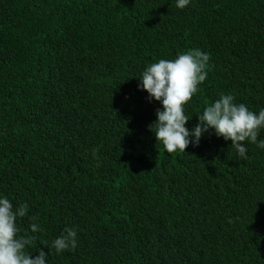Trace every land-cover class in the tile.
I'll return each instance as SVG.
<instances>
[{
    "label": "trees",
    "instance_id": "16d2710c",
    "mask_svg": "<svg viewBox=\"0 0 264 264\" xmlns=\"http://www.w3.org/2000/svg\"><path fill=\"white\" fill-rule=\"evenodd\" d=\"M0 0V198L46 264H264V140L167 153L139 77L199 49L191 132L220 99L264 109V0ZM99 149L93 157V150ZM36 217V219H32ZM37 224L39 231L31 232ZM76 231L77 247L53 241Z\"/></svg>",
    "mask_w": 264,
    "mask_h": 264
},
{
    "label": "clouds",
    "instance_id": "9594fccd",
    "mask_svg": "<svg viewBox=\"0 0 264 264\" xmlns=\"http://www.w3.org/2000/svg\"><path fill=\"white\" fill-rule=\"evenodd\" d=\"M190 0H177V7L185 8ZM209 55L199 49L179 54L174 61L160 60L149 65L139 77L141 90L147 91L149 100L161 102L163 110L157 109V120L149 125V130L155 133L158 144H162L167 153L176 151L186 152L189 144L199 146L205 133L215 130L217 137H223L232 142L239 156L247 158V147L244 142H258L261 128H264V109L258 114L250 111L241 104L234 103V97L222 94L202 114H198L199 123L190 132L185 125L190 120L185 115L184 106L198 91V85L207 79L205 70L209 62ZM258 147L264 149V140H259ZM99 149L93 150V157ZM28 205L23 204L15 211L9 199L0 198V264H46V254L43 249L33 258L25 251L35 239L24 231V235L17 238L20 231L17 228V217L27 215ZM32 219H36L33 217ZM31 232L39 231L35 223L30 225ZM264 230V229H263ZM64 235L53 241L52 247L57 254L77 247V233L72 228H66Z\"/></svg>",
    "mask_w": 264,
    "mask_h": 264
}]
</instances>
